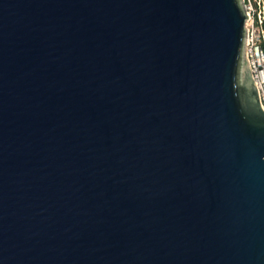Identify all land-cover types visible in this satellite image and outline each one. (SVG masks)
I'll list each match as a JSON object with an SVG mask.
<instances>
[{
    "label": "water",
    "instance_id": "95a60500",
    "mask_svg": "<svg viewBox=\"0 0 264 264\" xmlns=\"http://www.w3.org/2000/svg\"><path fill=\"white\" fill-rule=\"evenodd\" d=\"M241 0H0V264H264V108Z\"/></svg>",
    "mask_w": 264,
    "mask_h": 264
},
{
    "label": "built area",
    "instance_id": "2783aa9c",
    "mask_svg": "<svg viewBox=\"0 0 264 264\" xmlns=\"http://www.w3.org/2000/svg\"><path fill=\"white\" fill-rule=\"evenodd\" d=\"M245 10L248 11L246 16L249 19L244 26L242 53L264 108V5L263 8H257L250 2Z\"/></svg>",
    "mask_w": 264,
    "mask_h": 264
},
{
    "label": "rangeland",
    "instance_id": "374dc122",
    "mask_svg": "<svg viewBox=\"0 0 264 264\" xmlns=\"http://www.w3.org/2000/svg\"><path fill=\"white\" fill-rule=\"evenodd\" d=\"M241 2L244 6V9H247L250 2L253 6H256L257 8H263L264 5V0H241Z\"/></svg>",
    "mask_w": 264,
    "mask_h": 264
},
{
    "label": "bare ground",
    "instance_id": "6f19581e",
    "mask_svg": "<svg viewBox=\"0 0 264 264\" xmlns=\"http://www.w3.org/2000/svg\"><path fill=\"white\" fill-rule=\"evenodd\" d=\"M244 12L247 14V12H248V11H247V10H245ZM245 19H246V20L244 21V26H246V24H247V19H249V18L246 16V18H245ZM244 30H245V27H244ZM243 39H244V38H243Z\"/></svg>",
    "mask_w": 264,
    "mask_h": 264
}]
</instances>
